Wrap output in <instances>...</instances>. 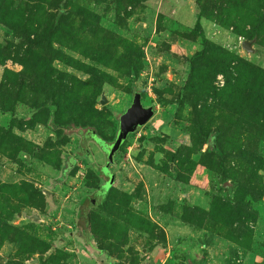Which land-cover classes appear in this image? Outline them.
<instances>
[{
    "label": "rangeland",
    "instance_id": "obj_1",
    "mask_svg": "<svg viewBox=\"0 0 264 264\" xmlns=\"http://www.w3.org/2000/svg\"><path fill=\"white\" fill-rule=\"evenodd\" d=\"M112 263L264 264V0H0V264Z\"/></svg>",
    "mask_w": 264,
    "mask_h": 264
},
{
    "label": "water",
    "instance_id": "obj_2",
    "mask_svg": "<svg viewBox=\"0 0 264 264\" xmlns=\"http://www.w3.org/2000/svg\"><path fill=\"white\" fill-rule=\"evenodd\" d=\"M241 48L246 53L256 52V50L252 48L251 41L249 40H243L241 42ZM105 102H106V98L103 92H101L98 103L102 105ZM151 115H152V107L150 105L143 106L140 102L139 95L134 94L131 97L130 103L128 104L126 109L122 113H120L119 116L117 117V128L115 132V137L107 147H112V149L115 150L124 141L128 133L133 132L136 127L144 124L145 121ZM113 151L110 154L106 153V156L108 157L109 160L111 158ZM41 191L42 193H44V197L48 199L49 191L45 189H41ZM17 215L19 216L20 214L17 213ZM26 217H28V219H30L31 221H36V219L38 218L36 214H32ZM85 227H86V223H83V225L81 226L82 230H84Z\"/></svg>",
    "mask_w": 264,
    "mask_h": 264
},
{
    "label": "trees",
    "instance_id": "obj_3",
    "mask_svg": "<svg viewBox=\"0 0 264 264\" xmlns=\"http://www.w3.org/2000/svg\"><path fill=\"white\" fill-rule=\"evenodd\" d=\"M202 42H203V44H205V42H206V39L203 37V39H202ZM42 105H46L48 108V114H49V116H53V109H54V105H52V104H49V103H43ZM41 105V106H42ZM48 126L52 129V130H54V131H58V133H57V135L58 136H60L61 134H63V128H64V125H56V124H53V123H48ZM67 135V134H66ZM112 264H116V263H112Z\"/></svg>",
    "mask_w": 264,
    "mask_h": 264
},
{
    "label": "flooded vegetation",
    "instance_id": "obj_4",
    "mask_svg": "<svg viewBox=\"0 0 264 264\" xmlns=\"http://www.w3.org/2000/svg\"><path fill=\"white\" fill-rule=\"evenodd\" d=\"M107 146H108V145H107ZM105 155H106V153H105ZM108 176H109V175H108V172L106 171L105 174H104V177H106V179H107ZM90 200H92V199H89L88 201H86L87 204L85 205V207H88V203L90 204V202H89ZM82 225H83V224H81V226H82ZM85 228H86V227H85ZM84 232H85V230H84Z\"/></svg>",
    "mask_w": 264,
    "mask_h": 264
}]
</instances>
